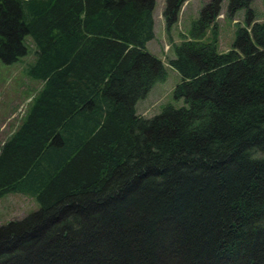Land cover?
Returning a JSON list of instances; mask_svg holds the SVG:
<instances>
[{"label": "trees", "instance_id": "1", "mask_svg": "<svg viewBox=\"0 0 264 264\" xmlns=\"http://www.w3.org/2000/svg\"><path fill=\"white\" fill-rule=\"evenodd\" d=\"M185 1L166 0L167 28ZM221 1L168 61L186 106L144 117L166 77L155 0H0V60L30 44L43 84L0 145V198L38 205L0 225V264H264V17L228 0L248 22L218 52Z\"/></svg>", "mask_w": 264, "mask_h": 264}, {"label": "rangeland", "instance_id": "2", "mask_svg": "<svg viewBox=\"0 0 264 264\" xmlns=\"http://www.w3.org/2000/svg\"><path fill=\"white\" fill-rule=\"evenodd\" d=\"M165 2L166 0H155L154 38L146 43V49L162 60L166 77L163 81L156 82L147 95L136 103L137 114L144 117L157 115L168 105L175 108L186 106L183 99L173 97L174 87L181 77L168 61L174 56V46L184 39L191 23L198 18L203 0H186L180 7L175 23L169 28L163 17ZM249 7L256 20L264 17V0H252ZM227 8L228 0H222L216 19L218 52L228 51L238 28L246 27L248 22L245 8L237 10L232 16L228 14ZM209 32L210 30L208 38L211 36ZM28 51L27 55L15 63L5 64L0 60V145L19 126L37 90L43 85L25 75L26 67L34 60L30 44ZM37 208L34 199L28 195L8 193L0 198V225L12 219H20Z\"/></svg>", "mask_w": 264, "mask_h": 264}]
</instances>
